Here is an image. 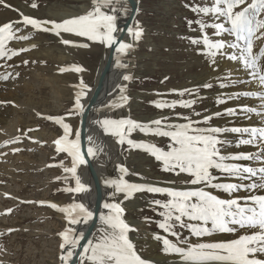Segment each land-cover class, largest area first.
Segmentation results:
<instances>
[{
  "label": "rangeland",
  "instance_id": "374dc122",
  "mask_svg": "<svg viewBox=\"0 0 264 264\" xmlns=\"http://www.w3.org/2000/svg\"><path fill=\"white\" fill-rule=\"evenodd\" d=\"M45 1L23 0L21 4L32 8L31 4L35 2L38 6L33 10L46 12L48 6L60 2ZM61 3L62 7L76 11L75 17L81 13V7L86 5L85 1L61 0ZM211 4L212 0H139L134 18V31L137 25L143 31L136 40V47L133 50L137 58L136 71L126 86L127 100L120 103L122 107L105 109L100 121L114 119L117 114L127 111L125 119L141 124H149L158 118H166V122L170 124H183L187 122L184 117H190L192 121L199 122L197 126H208L201 121L210 114L208 112L210 102H206V99L209 94L218 96L224 88L221 89L218 85L211 89H199L201 99L191 109L181 107L178 102L194 99L187 92L183 95L180 93L183 89L196 88L198 84H194L193 78H197L202 72L205 73L203 78L206 77L207 81L212 74L216 83L221 82L218 73L212 70L207 49L202 43L199 45L191 43L192 40L199 38L202 40L203 36L199 24L195 21L204 20L208 24L218 22L211 14L205 16L202 13H194L192 7ZM0 9L5 11L8 8L0 5ZM16 19L15 15L9 21H17ZM189 21L193 23L189 24ZM205 31L210 39H215L212 35L214 29L208 28ZM38 32L44 34L41 36L25 28L16 33L17 36L29 35L31 39L26 41L27 45H20L15 50L22 47L31 48L33 44L36 47L13 56L11 60L1 58L0 63V74L11 73L7 81L0 80V264H60L59 246L62 239L58 233L69 225L68 221H63L48 204L63 201L66 203L63 207H66L67 204L74 202L82 203L78 193L64 191L66 188L76 186L72 174L64 171V168L72 167V158L66 153L57 152L54 141L64 135V129L48 117L63 118L64 123L70 125L69 140H75L78 114L70 115L69 112L74 108L76 93L81 91L78 87L81 79L88 87L92 83L93 77H90L83 68V63L86 60L90 62L91 56L86 54L81 60L75 55L79 52L73 53L76 50L70 47L73 45V37L76 36L73 33H69L68 36V33L61 32L56 38L53 33ZM60 38L72 41L69 46L62 44L67 48L66 55H70L71 59L70 63L63 65L57 60L56 50L60 47V40L55 39ZM20 41L23 40L13 39L6 44L8 48L13 49L12 45ZM88 42V39L83 41L89 45ZM25 60L29 61L27 65L23 63ZM74 65L82 67L84 71L76 72V75L81 76L69 82L67 74L70 70L62 73L60 69H70ZM16 73H19V76H16ZM161 102H177V106L174 109L157 108L156 104ZM29 129L32 131H28ZM16 138H19V143H5ZM128 139L134 143L155 144L164 150H167L170 144L166 137L145 134L136 129L126 134L125 143H119L116 152L114 136L105 134L104 129L100 127L94 146L91 147L95 150V155L92 156L99 165V173L107 175L105 180L123 178L131 184H163L170 185V188L202 187L181 184L174 173L163 170L161 161H157L143 149L132 147L127 143ZM89 147L87 141V154ZM17 148L21 150L15 151ZM117 156L127 169L126 173L120 175L117 173L119 170L116 165ZM61 161L63 166L60 165ZM213 174L221 183H227L226 179L230 178L216 170H213ZM174 180L176 183L172 182ZM215 192L225 195L222 191ZM169 199L166 194L147 191L134 192L128 198H125L123 193H117L112 199L113 203H120L121 207L139 205L134 213H122L121 218L128 221L133 218L131 221H135L136 227L130 232L134 238L136 237L132 242L142 259L147 260L157 254H164L160 246L163 239L157 240L160 246L157 249L149 248L148 241L155 236L177 242L176 237L159 227L164 221L161 213L165 209L154 203L156 200L164 203ZM9 229L14 231L9 232ZM176 230L181 239L187 238L193 243L197 242V237L192 236L187 228H180L177 225ZM96 233L97 230L94 234ZM94 234L89 240L95 238ZM84 264H89V261L85 259Z\"/></svg>",
  "mask_w": 264,
  "mask_h": 264
},
{
  "label": "snow or ice",
  "instance_id": "6c2138e0",
  "mask_svg": "<svg viewBox=\"0 0 264 264\" xmlns=\"http://www.w3.org/2000/svg\"><path fill=\"white\" fill-rule=\"evenodd\" d=\"M92 2L93 8L86 14L63 19L60 22L30 17L21 12V20L9 21L0 25V58L6 57L11 60L13 56L31 51L36 47L35 44L31 45V48L22 47L19 50L7 47V41L31 39L29 35H16L28 26L36 31L54 33L56 36H60L61 32L73 33L107 47L118 45L116 51L126 54L132 45L125 43L116 34L122 31L117 27L119 14L129 12L127 0H92ZM0 5L5 8L11 7L6 0H0ZM37 6L35 2L31 4L33 9ZM192 11L205 16L211 14L220 21H213L211 24L204 20L195 21L199 24L203 36L202 40L191 41L198 45L202 43L207 49L212 70L218 71L217 57H223L228 61L236 62L248 77V79H231V72H229L224 77H218L227 81V83L221 82L219 87L223 89L236 84L255 87V90L238 91L227 97L218 95L216 104H227L229 101H239L242 98H258L261 101V107L264 108V0H212L211 6H195L192 7ZM192 23L193 21H189V24ZM16 25H22V27H16ZM208 28L215 30L213 36L221 38L210 39L205 31ZM142 31L138 25L135 31L131 27L127 29L128 34L133 35L137 40L142 35ZM229 37L231 39H228ZM257 41L260 42L259 50L254 52ZM61 42L65 45L72 43L68 39H62ZM78 46L89 47L86 43ZM23 63L27 65L29 61L25 60ZM117 67L124 68L126 65L118 60ZM69 70L84 71L82 67L74 65L70 69L61 68L60 72ZM10 76L11 73L0 74V80L7 81ZM16 76H19V73H16ZM130 79L129 75L123 76L125 81ZM78 87L81 91L75 95L74 108L69 112L70 115L82 114L84 111L81 99L87 95L84 89L88 86L81 79ZM200 88L211 89L213 83L204 82L196 88L181 90V95L187 92L194 99L179 101L180 106L191 109L201 99ZM120 90L123 93L124 87L120 86ZM121 100L126 101L127 97L122 95ZM122 106V104L112 105V107ZM176 106L177 102L156 104V107L161 109H174ZM240 112L255 113L264 118V112H259L250 106L225 107L223 112L217 111L213 115L235 117ZM212 118V115L204 117V123L208 125L205 127L197 126L199 122L192 121L190 117H184L187 122L183 124H170L166 122V118L154 119L149 124L123 118L98 121L97 123L104 129L105 134L118 137L117 142L120 144L125 143L126 134L136 129L145 134L168 138L170 144L167 150L155 144L134 143L131 139H128L127 143L134 148L145 150L157 161H161L163 170L174 173L181 184L202 185V187L165 188L155 185L131 184L123 178L107 179L104 183L114 189L110 193L113 197L117 193H123L125 198H128L134 192L141 191L166 194L170 197L167 202L162 203L156 200L154 203L165 209L161 213L164 221L159 224V227L176 237L177 242L174 243L160 236L154 238L163 239L164 251L177 255L182 264H264V194H255L264 192V166L254 168L238 163L264 160V127L211 126ZM48 119L55 120L64 129V135L54 141L57 145V152L66 153L72 158V167H66L64 171L72 174L76 186L66 188L64 191L76 193L88 191L89 189L81 183L77 175L78 166L86 162L81 153L79 133H76L75 140L70 141V125L64 123L63 118L60 117H48ZM229 133L237 134L236 138L228 139L227 134ZM245 134L247 138H244ZM19 142V138H16L5 143ZM252 145L260 146L259 154L227 151L232 147L241 148V146ZM20 150L15 149V151ZM88 154L95 155L94 148L89 147ZM60 165L63 166L62 161ZM213 170L234 177L241 183L218 182ZM119 171L126 173L127 169L120 166ZM243 181L251 182L243 183ZM172 182L176 183L175 180ZM212 190L225 192L229 198H220ZM241 191L245 192L244 196L236 195ZM49 206L65 213L69 225L58 233L62 239L59 246L61 264H72L73 257L77 255L82 258L80 264H84L85 259L89 261V264H150L138 255L134 243L129 239L128 234L133 229L121 218L124 210L118 203L105 202L103 204V208L108 212L99 214L102 226L94 234L95 238L88 240L87 244L83 245V251L79 253L76 250L81 247V241L85 239V233L88 231L87 226L94 220L96 214L84 203L74 202L66 207L51 203ZM76 225L85 227L78 229L74 227ZM177 225L180 228H187L192 236L197 237V242L193 243L187 238L181 239L176 230ZM11 231L14 230L9 229V232ZM217 234L234 235L231 239H202L212 238Z\"/></svg>",
  "mask_w": 264,
  "mask_h": 264
},
{
  "label": "bare ground",
  "instance_id": "6f19581e",
  "mask_svg": "<svg viewBox=\"0 0 264 264\" xmlns=\"http://www.w3.org/2000/svg\"><path fill=\"white\" fill-rule=\"evenodd\" d=\"M22 1L23 0H6V3L11 5V7H9L5 11H2V9H0V11H1L0 12V25H2L3 23L9 22V20H11L15 15L17 16V19H16L17 21L21 20V16H20L21 12L24 13L25 15L30 16V17H34V18H38V19L56 20L57 22H60L63 19L75 17V14H77V12L75 11L76 12L75 13L72 8H71L72 10H68L67 8L62 7L61 0H59L60 2L55 3V5L48 6L46 12H42L41 10H33V8L23 6L21 4ZM49 1H52V0H46L45 2H49ZM69 1L70 2L85 1L86 5L81 7L82 8L81 13H83V14H86L89 10H91L93 8L92 0H69ZM138 5H139V0H137V10H138ZM127 7L129 8V12L127 14L120 13L118 20H117V27L121 30H122L124 22L127 20L129 14H130V4H129L128 0H127ZM10 8H14V9H10ZM16 9H18L19 11H17ZM137 10H136V13H137ZM11 11H13V12H11ZM81 13L79 15H81ZM218 22H220V21L218 20ZM49 27H50V25H49ZM134 27L135 26H134V22H133V24L131 25V28H133V30H134ZM25 30L29 31V30H33V29L30 26H28L27 28H25ZM33 31L35 32V34H39L41 36H42V34H44L42 32H38L36 30H33ZM50 33L51 32H49L48 34H50ZM22 35H24V34H22ZM53 35L56 38L59 37V36H56L54 33H53ZM116 35L118 37L122 38L125 43L131 44L132 47L127 51L126 54L118 53L117 51L114 54L112 64H111V68H110V72H109L107 79L104 83L103 90H102V92L99 95V98L97 100L98 103L94 108H91L90 113H89V118L87 119V123H88L87 129H88V127H89V129H88L87 137L85 139L86 147H87V141H89L90 147L94 146L96 134L101 127L99 125V123H97V122L100 121L101 115L102 116L104 115L105 109L109 110L112 108L113 104H120L121 102H126V101L121 100V96L127 95L125 90H126L127 83L129 81L123 80V76L129 75L130 77H132L136 71V60H137V58L135 57V53L133 52V50H135L137 39H135V37L133 35H129L128 33H126L124 36L122 31L117 33ZM54 36H53V38H54ZM68 36H70L69 33H68ZM220 38L221 37H215V39H220ZM86 39H87L86 37L75 36L72 39L73 45L71 46L70 45L71 43L69 44L71 49L72 48L76 49L73 51V53L79 52V53H76L75 55L78 56L79 58H81V60H83L85 58L86 54H89V56H91L90 62H87V60H86L83 63V68L85 69L87 74H89L90 77H93L92 83L85 90L87 92V95L83 96L81 99V102L84 105V110H85V108H86V106H87V104H88V102L92 96V92H93V90H94V88L98 82L99 76H100V74H101V72L105 66L106 58H107L109 51H110V48H111V47H107L103 44H100L98 42H93V41H89L90 43L88 42L90 46L87 48L79 47L78 45L84 44L83 41H86ZM228 39H231V38L229 37ZM55 40H60V47L56 50L57 56H58V59H57L58 62L61 65H63L64 63H70V61H71L70 55H66V53H68L67 52L68 50L65 46L62 45L63 44L61 42L62 38L55 39ZM20 45H27V43H26V41L23 40V41H20L18 43H14V45H12V48L15 50V49L19 48ZM148 45H150V44H148ZM256 45L257 46L254 47V52L259 50L258 46L260 45V42L257 41ZM217 59L219 60V69H218V71H216L218 73V77H224L226 74L231 72V79H239V78L248 79V77L246 76V74L244 73L242 68L239 67L236 62L228 61L226 58H223V57H217ZM118 60L121 63L125 64L126 67H124V68L117 67V61ZM1 62H2V59L0 58V63ZM79 76H81V75H79V74L76 75V72L73 73L70 71L67 74V79H69V82H72L74 80V78H76V77L78 78ZM87 76L85 78H87ZM204 76H205V73L202 72L200 74V76H198L197 78H193L194 84L201 85L204 82H210V83H213V87H215V86H218L221 82L227 83L226 80H221V79H219V81H221V82L216 83L214 78L212 77L213 76L212 74H211L210 79L208 81L206 80V77L203 78ZM120 86L124 87L123 93H121ZM200 89H203V88H200ZM41 90H43V89H41ZM247 90H255V87L249 86V85H242V84L229 85L228 87L224 88V90H221L219 95H223L224 97H227L228 95H231L235 92L247 91ZM217 97L218 96L215 97L214 94H211V95L209 94L208 99H206V102H210V105L208 106V108H209L208 112L210 113L209 115L213 116L212 120L210 121V122H212L211 126H219V127H233V126H236V127H252V126H257V127H264V123H262V119H264V118H262L261 116H257L255 113L240 112L235 117H228V116L216 117L213 115L217 111L223 112L225 107H240V106H250V107L256 108L260 112H264V108L261 107V101L258 98H247V99L242 98L239 101H229L227 104H221V105H217L216 107H214V105L216 104L215 101H216ZM126 112L127 111H124V112L117 114L116 116H114V119H117V120L121 119V118L125 119L126 118ZM209 115H207V116H209ZM158 117H155V118H158ZM80 119H81V114H78L76 117V122H77L76 133H79ZM201 121L204 122L203 119ZM90 129H91V131H90ZM89 133H90V137H89ZM236 135L237 134H231V133L227 134L228 139H235ZM89 138H91V139H89ZM244 138H247L246 134H245ZM117 141H118V137L114 136V144H115L116 152H118V146H119V143ZM80 144H81V139H80ZM227 151L232 152V153L239 152V151H246V152L252 153L253 155H257L260 152V146L259 145L241 146V148L232 147V148H229ZM90 156H89V159H90L91 163L93 164L94 170L97 174V178L100 182V186L102 188V193H103L101 208H100L99 214L101 212L107 213L108 210L103 208V204L105 202L113 203V201H114V200H112L113 196H110V193H112L113 190L104 183V181L106 179L105 176H107V175L103 176L102 174H100L101 172L99 173V171H100L99 165L96 163L95 157H93L92 155H90ZM230 162H237V161H230ZM238 163H243L245 165L252 166L254 168H259L261 166H264V160L241 161ZM116 165H117V169H119L120 166L123 167L122 160L119 158V156H117ZM117 173L119 175L121 174V172L119 170L117 171ZM77 175L79 176L81 183H83L89 189L88 191L78 193L77 195L81 199L82 203H84L87 207H89L92 210L93 209V203H94V197H95L94 182H93L92 176L90 175L89 170H88L87 166L85 165V163L79 165V167L77 169ZM226 182L227 183H241V181L237 180L234 177H230L229 180L226 179ZM250 182L251 181H243V183H250ZM153 185L159 186V187L170 188V185L169 186L163 185V184H161V185L153 184ZM185 189H192V188L186 187ZM214 194L220 195V193H218V192H215ZM224 194L225 195H220V197H223L224 199L229 198L227 193L224 192ZM255 194H258V195L264 194V192H258ZM236 195H238V194H236ZM244 195H245V192L241 191L239 196H244ZM67 199H68V197H67ZM50 204L51 203L49 202L48 205H50ZM55 204L63 207L66 203L62 201L60 203L55 202ZM68 205L69 204H67V206ZM119 205H120V203H119ZM138 206L136 204H134V205H124L123 207H121V205H120V207L124 210L123 213H125V212L126 213H134ZM53 210L57 212L58 216L61 217L63 219V221L67 220L65 213L59 212L55 209H53ZM99 214L97 216V220L94 221V224H93V226H95V227L94 228L92 227V229L88 235L89 239L93 236L95 231L102 226L101 221L99 220ZM132 219H129L130 221H128V219H123V220L126 223H128L132 229H135L136 223H135V221L132 222L131 221ZM92 222H90V224L87 226V228L92 224ZM74 227H77L78 229H82L85 226L76 225ZM140 231H142V230H140ZM128 235H129V239L131 241H133V239L136 238V237L134 238V236L131 234V232H129ZM233 235L234 234H217L215 237H212L210 239H231V238H233ZM148 243H149V248H151L152 250H155L160 246L164 250V245L162 244L159 246V244L157 243V239H155L154 237L152 240H149ZM60 255H61V251H60L59 257H60ZM80 260H81V257L79 256L77 264H79ZM146 261L150 262V264H182V261L180 260V258L177 255L166 253L165 251H164V254H157L155 256L147 258ZM59 262L61 264L60 259H59Z\"/></svg>",
  "mask_w": 264,
  "mask_h": 264
},
{
  "label": "water",
  "instance_id": "95a60500",
  "mask_svg": "<svg viewBox=\"0 0 264 264\" xmlns=\"http://www.w3.org/2000/svg\"><path fill=\"white\" fill-rule=\"evenodd\" d=\"M129 4H130V14L127 18V20L124 22L123 27H122V32L123 35L125 36L127 32V29L131 27L133 21H134V17L136 14V10H137V0H128ZM120 38V37H118ZM118 45H112L109 51V54L106 58V62H105V66L99 76L98 82L92 92V96L85 108V110L83 111V113L81 114V119H80V128H79V135H80V139H81V153L85 159V163L86 166L89 170L90 175L92 176L93 182H94V189H95V197H94V203H93V211L96 214L95 218L92 222V224L88 227V231L85 233V239L81 241V247L78 248L76 251L82 252L83 250V245L87 244V241L89 239V233L92 229V227L94 228L95 226H93L94 221L97 220V216L99 214L100 208H101V202H102V197H103V193H102V188L100 186V182L97 178V174L94 170L93 164L91 163L90 159H89V155L87 154V147L85 144V139L87 137V133H88V129H87V119L89 118V113L91 108H94L97 105V100L99 98V95L101 94L103 87H104V83L107 79V76L110 72V68H111V64H112V60L114 57V54L116 52V47ZM79 255L74 256L73 257V262L72 264H77Z\"/></svg>",
  "mask_w": 264,
  "mask_h": 264
}]
</instances>
